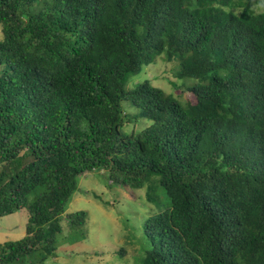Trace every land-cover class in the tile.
Wrapping results in <instances>:
<instances>
[{
  "label": "trees",
  "instance_id": "trees-1",
  "mask_svg": "<svg viewBox=\"0 0 264 264\" xmlns=\"http://www.w3.org/2000/svg\"><path fill=\"white\" fill-rule=\"evenodd\" d=\"M0 25V217L27 212L0 264H44L63 221L83 241L88 213L65 211L93 172L168 200L142 225L140 264H264V9L0 0ZM158 57L185 99L148 81L126 88ZM140 120L150 124L125 131Z\"/></svg>",
  "mask_w": 264,
  "mask_h": 264
},
{
  "label": "rangeland",
  "instance_id": "rangeland-1",
  "mask_svg": "<svg viewBox=\"0 0 264 264\" xmlns=\"http://www.w3.org/2000/svg\"><path fill=\"white\" fill-rule=\"evenodd\" d=\"M249 1L256 13L263 11L262 0ZM173 65L166 62L164 57H158L153 64L144 67L139 75L130 77L126 88L131 89L138 82L148 81L166 94L176 96V91L170 85L177 82L171 73ZM177 83L180 86V82ZM177 98L181 101L185 96ZM123 109L125 112H135V108L127 103H123ZM149 124L140 120L126 125L124 129L127 133H139ZM77 181V190L70 198L65 212L88 213L86 238L80 242L69 241V230L63 221V231L56 243L57 251L44 264H140L146 248L142 247L146 246L142 225L149 216L165 209L167 201L164 193L157 187L152 196H159L160 200L149 203L145 188L131 192L122 186L108 188L103 172L81 175ZM26 226V210L0 217V245L22 239Z\"/></svg>",
  "mask_w": 264,
  "mask_h": 264
},
{
  "label": "bare ground",
  "instance_id": "bare-ground-1",
  "mask_svg": "<svg viewBox=\"0 0 264 264\" xmlns=\"http://www.w3.org/2000/svg\"><path fill=\"white\" fill-rule=\"evenodd\" d=\"M208 129V128H207ZM167 188V187H166ZM168 201V200H167ZM170 202V201H169Z\"/></svg>",
  "mask_w": 264,
  "mask_h": 264
}]
</instances>
